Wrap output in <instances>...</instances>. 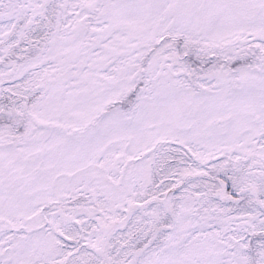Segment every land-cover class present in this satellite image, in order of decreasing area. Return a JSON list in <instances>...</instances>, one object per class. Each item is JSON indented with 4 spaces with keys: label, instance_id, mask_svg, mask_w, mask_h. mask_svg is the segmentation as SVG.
I'll return each mask as SVG.
<instances>
[{
    "label": "snow or ice",
    "instance_id": "snow-or-ice-1",
    "mask_svg": "<svg viewBox=\"0 0 264 264\" xmlns=\"http://www.w3.org/2000/svg\"><path fill=\"white\" fill-rule=\"evenodd\" d=\"M0 264H264V0H0Z\"/></svg>",
    "mask_w": 264,
    "mask_h": 264
}]
</instances>
